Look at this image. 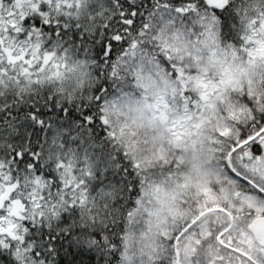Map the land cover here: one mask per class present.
Wrapping results in <instances>:
<instances>
[{
  "label": "snow or ice",
  "instance_id": "1",
  "mask_svg": "<svg viewBox=\"0 0 264 264\" xmlns=\"http://www.w3.org/2000/svg\"><path fill=\"white\" fill-rule=\"evenodd\" d=\"M0 264H264V0H0Z\"/></svg>",
  "mask_w": 264,
  "mask_h": 264
}]
</instances>
